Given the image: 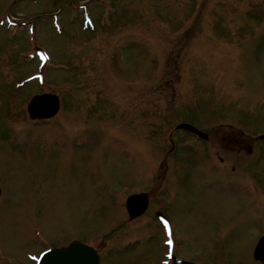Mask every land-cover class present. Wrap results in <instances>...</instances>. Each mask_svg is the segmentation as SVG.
<instances>
[{
	"label": "rangeland",
	"instance_id": "374dc122",
	"mask_svg": "<svg viewBox=\"0 0 264 264\" xmlns=\"http://www.w3.org/2000/svg\"><path fill=\"white\" fill-rule=\"evenodd\" d=\"M69 1L18 0L10 11L35 19L33 14L57 11L62 4L61 35L51 30L48 18H37L35 33L25 30L24 40L6 43L0 30V188L5 197L0 200V252L16 264H31L28 254L77 237L98 247L102 264H163L165 232L154 218L162 208L173 224L179 256L193 264H256L250 254L264 234V141L254 139L250 152L242 146L219 148L226 166L236 163L228 177L241 169L261 188L253 203L251 187L217 191L226 174L210 172L202 160L187 169L186 182L171 181L178 178L172 158H165L166 174L157 164L149 168V162L158 149L174 154V141L179 148L188 140L185 134L167 136L178 121L188 120L207 133L220 123L233 131L241 120L253 122L244 116L253 112V118H261L251 129L264 131V0H106L113 6L111 15L89 0L95 24L107 30L92 33L81 31L82 13L69 10ZM105 16L111 24H104ZM29 43L43 45L64 69L48 71L42 86L32 80L15 89L19 79L52 64L42 66L28 57ZM17 52L25 58L19 65ZM39 87L63 100L58 118L42 126L43 136L25 116L27 99ZM55 122L85 133L75 139L80 147L54 150V142L65 140L55 135L51 148ZM219 127L223 135L232 132ZM19 139L27 141L20 154L13 147ZM39 139L49 148L36 146ZM200 145L192 142L186 155ZM143 190L149 192V208L129 219L124 200Z\"/></svg>",
	"mask_w": 264,
	"mask_h": 264
},
{
	"label": "water",
	"instance_id": "95a60500",
	"mask_svg": "<svg viewBox=\"0 0 264 264\" xmlns=\"http://www.w3.org/2000/svg\"><path fill=\"white\" fill-rule=\"evenodd\" d=\"M39 100H45L47 102V115H51L57 110L58 101L55 96H45ZM39 103L40 101L36 102L33 111ZM30 111L32 112V109ZM144 199V195L130 197L128 200L129 211L131 212V206L129 207L130 202L137 200L142 202ZM138 210L140 212L142 207L140 206ZM255 257L264 261V238L258 242L255 248ZM40 264H98V261L92 249L84 246L80 242L74 241L67 248L46 253Z\"/></svg>",
	"mask_w": 264,
	"mask_h": 264
},
{
	"label": "snow or ice",
	"instance_id": "6c2138e0",
	"mask_svg": "<svg viewBox=\"0 0 264 264\" xmlns=\"http://www.w3.org/2000/svg\"><path fill=\"white\" fill-rule=\"evenodd\" d=\"M169 243H171V241H169Z\"/></svg>",
	"mask_w": 264,
	"mask_h": 264
}]
</instances>
